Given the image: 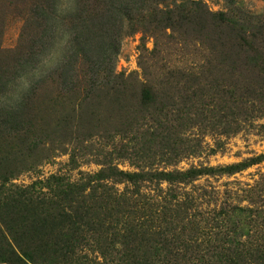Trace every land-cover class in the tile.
I'll return each instance as SVG.
<instances>
[{
    "label": "rangeland",
    "instance_id": "1",
    "mask_svg": "<svg viewBox=\"0 0 264 264\" xmlns=\"http://www.w3.org/2000/svg\"><path fill=\"white\" fill-rule=\"evenodd\" d=\"M57 3L58 0H0V206L4 204L0 227L7 223L6 210L17 204L12 199L7 201V197L12 195L23 211L14 224L23 221L24 216L28 222L31 219L41 223L55 215L48 205L58 203L61 209V191L69 183L84 186L87 193L97 180L94 175L106 162L124 173L148 170L156 174L145 176L137 188L128 181L115 185L110 180L97 182L94 194L100 198L107 199L114 191L126 188L135 190L128 219L108 210L110 205L106 207L98 199L87 200L83 195L77 198V214L83 220L75 221L73 226L78 228L74 241L79 246L75 255L80 264H163L159 260L168 264L170 257L163 250L154 253L159 233L167 228L174 231L170 232L172 236L183 231L179 236L183 242L193 250V244L198 247L195 253L183 251L179 264H204L210 244L202 233L209 226L212 210L229 226V221L238 226L235 243L220 238L222 253L230 255L233 248L242 247H254L256 254L257 250L264 252V116L240 123L236 132L222 133V127L199 125L193 111L176 118V108L172 107L166 116L169 124L172 125L169 120H174L173 125L184 124L176 129L174 137L184 142L183 147L191 146L193 152L167 159L168 150L155 139L149 156L144 157L146 161L142 158L138 163L135 138L121 140L113 136L121 128L116 123L120 110L111 105L106 89L116 84V78L104 77L107 71L113 76L123 75L137 91L151 89L156 94L165 89L174 93L178 88H189L180 77L189 80V73L209 66L208 61L215 65L221 59L219 52L225 49L222 41L212 40L210 27L203 30L206 13H219L253 32L251 27H264V0H77L78 10L68 15L57 14ZM168 16L183 20L171 29L165 24ZM66 32L71 33V39L65 47ZM260 52L264 54V48ZM62 54L63 59L57 63ZM241 61L237 58L238 66H242ZM102 66L106 71L100 69ZM37 69L41 78L32 79L22 102L6 101L17 77L31 78ZM89 70H99L91 79L95 86L90 88L85 86L91 82L86 76L89 73L84 74ZM74 75L76 82L71 77ZM82 81L81 87L75 89L77 94L68 92L69 87ZM174 104L179 107L178 102ZM146 111L152 114V109L147 107ZM113 114L115 122L109 117ZM153 119L154 123L145 119L138 126L148 140V134L167 125L162 115ZM194 167L200 168L201 174L189 184L165 180V173L175 177L177 172ZM106 183L109 192L101 187ZM164 207L169 209L166 221L156 217L154 211L162 212ZM65 210L70 215L71 211ZM138 210L145 213L140 214V222L134 213ZM126 220L129 225H124ZM91 221L97 224L94 230L89 227ZM101 221L104 225L100 230ZM126 226L134 229V236L125 243H134L138 236L136 254L128 252L122 241L113 244V249H109L110 242L94 248L93 237L97 238L99 231L107 241L113 237L119 240L115 233L123 234ZM107 247L109 253L103 257L97 248ZM243 250H237L239 257L232 254L230 259L241 264Z\"/></svg>",
    "mask_w": 264,
    "mask_h": 264
},
{
    "label": "trees",
    "instance_id": "2",
    "mask_svg": "<svg viewBox=\"0 0 264 264\" xmlns=\"http://www.w3.org/2000/svg\"><path fill=\"white\" fill-rule=\"evenodd\" d=\"M165 13L170 14L167 12ZM206 14L207 18L203 19V30L206 31V29L210 27L212 29V31H210L212 40L216 42L222 41L220 44L225 47V49L219 52L221 59L216 61L215 65H211V62L208 61L209 66H200V70L197 73H189L192 76L189 80L186 76L180 77L184 79L185 84L190 85L189 88H181L187 92L179 88L177 92L174 93H169L167 89L159 92L160 94H156V90L144 88H140V90L137 91L135 86L128 83L127 78L123 75L116 74L113 76V73L111 74L109 71L104 75V77L116 78L114 80L116 84H112L110 88L106 89V93L112 103L111 105L120 110V114L116 116V123L121 128L114 131L115 134H113V136L119 137L121 140L123 138L131 139L130 137L132 136L135 138L137 144V146H135L137 148L136 155L139 156V158H136V162L142 161L140 160L142 158L146 161L145 158L149 156L152 149L151 144L153 145L155 139L160 140L159 145L162 146V149L165 148L168 150L165 156L167 159H176L181 154L186 153V151L189 153L193 152L191 146H186L187 148L183 147L184 142L182 143L181 140H177L174 137L176 129L183 127L184 124L182 122H177L176 125H173L174 120H169L172 122V125L169 124L166 116H169L168 112L171 111L172 107L176 108V118H184V113L186 115H191L190 112L193 111V116L196 118L199 125L207 123V127L211 129L222 127V133L236 132L241 127L240 123H244L252 118L264 116V100H262L264 99V54L260 52L261 48H264V37H262V35H264V32H262L264 27H251L254 31L250 32V27L231 20H226L219 13L208 12ZM179 20L181 21L183 19L179 17L176 21L173 20L172 16H168L165 24L171 27V29H174L175 26L178 27L177 22H179ZM185 21L187 22V26L188 21ZM259 34H261L260 37H258ZM237 58L242 60V66H238ZM100 69L106 71V67L104 66ZM98 71L99 70H89L88 72H84V74L89 73L86 76L90 77V79H88L90 82L92 77L94 79L96 78ZM71 77L74 82H76L75 75ZM82 84L83 81L79 85H72L68 88V92L70 91L73 94H77L78 92H76L75 89L81 87ZM85 86L89 88L94 87L95 80L91 81L89 84L85 83ZM153 92L156 95H154ZM79 95L80 94H78V96ZM176 96L178 97L177 100ZM49 102L55 104V100L53 101L50 99ZM175 102L179 103V107H176V104H174ZM147 107L152 109V114L151 111H146ZM147 112H150V114ZM160 115H162L167 125L164 126L163 129L158 127L157 130L147 135L149 136V140L146 139V134L138 131L139 122L147 119L154 123L155 119H153V117L156 118ZM113 116L115 115L113 114L109 117L113 118ZM107 119L109 120V118ZM111 120L115 122L114 118ZM108 123L112 122L108 121ZM193 124L195 123H191V125ZM180 150L182 151L180 152ZM225 170L227 171V169ZM147 171L148 170L144 172L140 171V173L133 172L131 174L124 173L119 171L115 165L105 162L103 168L94 175L97 180L92 183V187L87 189V193H85L86 189L84 186L78 183L68 182L67 189L61 191L63 202L61 209L59 210L58 203H56L54 207L48 205V209L55 215L47 217L41 223H34V220L31 219L28 222L24 216L23 221L14 224V219H18L23 211L19 208L20 202L12 198V195L11 197H7V201L12 199V201L17 204H13V206H10L6 210L7 216L5 217L7 223H2L3 228L0 227V263L21 264L27 261L30 263L40 262L43 264H80L79 259H77L75 255L79 246L78 243L74 241V236L78 228L73 226L75 225V221L76 223H80L83 220V216L79 217L77 214V209L80 208L75 204L77 198L83 195L87 200H92V198L98 199V201L103 202L106 207L110 205L108 210L112 212L116 211V213L122 214L124 219H128L132 211L131 208L133 207V204H130V202L134 200L133 192L135 190L126 188L121 192L114 191L107 199L100 198L99 195L94 194L96 189H98L97 182L102 183L110 180L115 185L128 181L129 185L137 188L144 180L145 176L156 174L155 172ZM200 174V168L197 169L194 167L189 171L177 172L175 177L169 172L165 173V180L173 184H189L196 177L200 176ZM101 187L105 189L104 191L109 192L107 183L101 184ZM84 193L86 195H84ZM3 206L4 204L0 206V209ZM65 209H68L69 212L71 211L70 215H68ZM168 210V207H164L162 212H156V209H154L155 215H157L156 217L162 216L164 217V221H166ZM2 212L3 211H1L0 214ZM134 213H136V220L139 222L142 218L140 214H145L144 212L140 213V210ZM108 215L111 216L112 214L108 213ZM209 216L211 218V220L207 221L209 226L202 233V235L206 237L204 240L210 244L206 250V254H204L207 259V261H204V264H239V262L231 260L230 257L232 254L239 257L240 253L237 252V250L243 249L241 264H252V261H255L253 263L264 264V252L257 250L259 254H256L253 250L254 247L233 248L236 250L233 251L235 254L230 251V255L225 252L222 253L223 247L222 244H220V238L223 237L227 243L232 241L235 243L233 238L238 235L236 231L238 227L236 226L237 222L229 221V226L228 221H225L224 217L219 218V214L216 213V210H212V214H209ZM125 223L124 225H129L127 220ZM95 225L97 224L91 221L89 227L94 230ZM103 225L104 223L102 221L98 224L100 230ZM220 227H224L225 230L222 231L219 229ZM127 228H123V234L115 233L119 240L113 237L112 241H107L106 237L99 231V236L97 238L93 237L94 241L92 243L94 248L100 243L110 242L111 246L109 249H113V244L122 241V244L125 246V249L127 248L128 252L135 253L139 247L138 236L134 238V243H130L131 246L125 243L131 236H134L132 235V230L134 229L131 227ZM212 230L214 232H212ZM171 231L173 230L167 228V230L159 233V246H157L158 243L155 242L156 248L154 253L156 254L158 249L163 250L165 256L170 257L168 264H179V258H183L184 256L183 251L195 253L198 247L193 244V250L191 246L183 242L184 240L179 237L183 231L177 234L174 233L173 236L170 234ZM208 238H211L212 241ZM160 241H162V244H160ZM164 241L166 244H163ZM97 249L101 250L100 255L103 257L107 256L109 253L108 247L105 249ZM254 256L259 262L256 261ZM158 262L166 264L164 260H159Z\"/></svg>",
    "mask_w": 264,
    "mask_h": 264
},
{
    "label": "clouds",
    "instance_id": "3",
    "mask_svg": "<svg viewBox=\"0 0 264 264\" xmlns=\"http://www.w3.org/2000/svg\"><path fill=\"white\" fill-rule=\"evenodd\" d=\"M78 10V3L77 0H71L70 4H66L65 0H58L56 5V11L58 15H68L73 14ZM71 39V33L66 32L64 34L63 40L65 47L67 46L68 41ZM63 59V54L58 59L57 63ZM55 65H48V67H53ZM42 73L37 69L34 70L32 73V77L30 78L27 75L17 77L16 82L12 85V90L8 93L7 97L5 98L6 101H9L14 104H19L22 102L23 97L27 92L31 89L32 86V79H40Z\"/></svg>",
    "mask_w": 264,
    "mask_h": 264
}]
</instances>
